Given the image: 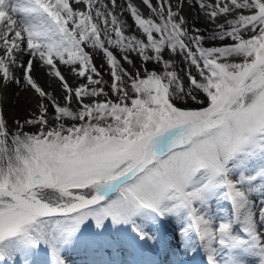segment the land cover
<instances>
[{"label": "snow or ice", "instance_id": "snow-or-ice-1", "mask_svg": "<svg viewBox=\"0 0 264 264\" xmlns=\"http://www.w3.org/2000/svg\"><path fill=\"white\" fill-rule=\"evenodd\" d=\"M13 85L36 107L10 129L0 93V264H264V0H0Z\"/></svg>", "mask_w": 264, "mask_h": 264}, {"label": "rangeland", "instance_id": "rangeland-1", "mask_svg": "<svg viewBox=\"0 0 264 264\" xmlns=\"http://www.w3.org/2000/svg\"><path fill=\"white\" fill-rule=\"evenodd\" d=\"M131 34H135L139 38H144L143 34H142V32L140 30H133L132 32L129 33V35H131ZM249 35H251V33H249ZM86 50L92 52V54H93V62L95 63L96 67L100 70L101 74L103 75L104 80L107 82L105 84V90L108 91L109 90V85L111 83V77L109 75V66L105 62V58L102 55V51L101 50L93 51L91 48H88ZM111 50L117 56L120 55L119 51L116 48H112ZM131 57L134 60V62L137 65V67H140L141 66V61L138 58L137 54L136 53H132ZM241 59L242 58L237 57L235 59H232L231 62H241ZM173 62H174V64L183 67V64H182V61H181L180 57H178V56L177 57H173ZM122 63H123V61H122ZM124 67L125 68H129V70H130V66L128 64L124 63ZM160 67L161 66L156 65V64H152V63L148 64V68L149 69L156 68L157 70H159ZM193 72L195 74V69H193ZM42 86H45L47 91H49L53 95H55L58 101L60 100V96L57 94L56 90L54 89V87L51 84H43ZM15 88L12 89L14 93L11 95V99L9 101H7V102L3 101V103L5 105L4 114H5L6 118H7L8 126H9L10 129H13V130H14V123H13L14 119H19L22 122L23 119L26 118L28 113L30 111H32V109L29 106H25V104L22 102V100L18 97L19 91H16V94H15V90H14ZM16 89H18V88H16ZM0 93H1V91H0ZM197 95H198L199 99L204 100L205 94H203L202 92H199V93H197ZM109 96L112 97V93L110 91H109ZM112 98L115 99V97H112ZM101 99H102V97H101ZM206 103L207 102L205 101L204 105H197V104H194L192 101L189 100L186 105L178 104L177 106H180V107H185L186 106V107H190V108H195V107L206 106ZM52 122L53 121H50V123H52ZM65 123L67 125H70L72 122L71 121H66ZM24 131L33 132V131H35V128L30 126V127L25 128ZM167 227L169 229H171L172 232L174 231V225L169 224Z\"/></svg>", "mask_w": 264, "mask_h": 264}, {"label": "bare ground", "instance_id": "bare-ground-1", "mask_svg": "<svg viewBox=\"0 0 264 264\" xmlns=\"http://www.w3.org/2000/svg\"><path fill=\"white\" fill-rule=\"evenodd\" d=\"M118 2H119V0H118ZM134 3H136V4L139 6V5H140V0H134ZM142 11H144V12L147 14V9L142 8ZM198 11H199L198 9L193 10V11L191 12V14L189 15L188 11L186 10L185 15H186V18H188L190 21H192L196 27H201L200 24L195 23V21L198 20V19L200 18V17L197 16V14H196ZM124 16H125V18H126L128 24L131 25V24L133 23V21H132V18L130 17V15H129L128 13H125ZM201 30L203 31L204 29L201 28ZM130 32H132V31H130ZM130 32H128V33H126V34H129ZM24 59L26 60L27 57H25ZM62 71L65 73V75H66V77L68 78L70 84L75 85V84H78V83L83 82V81L77 80V79H76V78H75V77H74V76L68 71V69H67L66 67H65V68H62ZM35 78H36V79L38 80V82H40L42 85H43V84H51V85L54 87V89L56 90L57 94L61 97L62 92H61V90L59 89V84H58V82L55 81L54 79H50V78L45 74V70H44V68H42V67H40V66H37V69H36V77H35ZM13 88H15L14 85L11 86V87H9V88L7 89V91L0 90L1 93H2V95H3V101H4V102H7V101H9V100L11 99V95L14 93L13 90H12ZM14 90H15V94H16V91H19V93H18V97L22 100V102L25 104V106H29V107L32 109V111H34V110H35V107H36V103H35V100L32 99V93L29 92V93L26 94V93H23V92H21L20 90H18V89H16V88H15ZM49 111L51 112L52 109L50 108ZM167 236H168L169 241L171 242V246L173 247V249H175V244H176V237H175V235H174L172 232H169V233H167Z\"/></svg>", "mask_w": 264, "mask_h": 264}]
</instances>
